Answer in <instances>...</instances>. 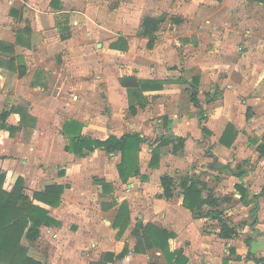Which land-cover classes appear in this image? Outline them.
Returning <instances> with one entry per match:
<instances>
[{
	"label": "crops",
	"instance_id": "crops-1",
	"mask_svg": "<svg viewBox=\"0 0 264 264\" xmlns=\"http://www.w3.org/2000/svg\"><path fill=\"white\" fill-rule=\"evenodd\" d=\"M227 1L128 0L125 7L114 5L107 15V12L101 11L104 20L96 21L100 18V9L107 6L109 0H0V111L13 110L6 120L7 126L12 129L0 128V171L5 174L3 189L11 190L18 177L23 178L25 188H31L32 193L42 191L50 184L65 187L57 207L33 200L48 208L49 215L57 224L41 226L36 241L22 237L20 243L26 248L29 257L43 264H115L121 260L130 264L133 257H143L155 249L136 251L133 228L153 223L173 234L169 241L174 239L176 246L171 247L169 244L171 251L178 250L187 256V249H190L192 254L200 251L210 256L225 246L233 259H223L222 264H264V192L261 193L264 188V155L257 151L264 135V72L261 75L257 65L242 68L243 81L238 83L229 74L225 77L222 68L216 67L211 60L203 62L199 56L209 42L213 45L208 47L220 54L225 48L233 51L232 47L227 46L234 39L225 41L221 37L217 38L223 25H218L212 16L214 9L218 11ZM253 2L261 7L264 15L263 5ZM138 3L142 4V13L149 14L141 17L133 26L132 19L133 15L137 16L135 6L138 7ZM81 4L86 10L83 7L80 8L82 11L71 10ZM89 9L95 10L92 16L89 15ZM161 15H164V21L154 32L153 44L148 48L149 38L141 34L142 21L146 16ZM86 18L93 21L91 31ZM85 24L88 31L78 32L77 29ZM114 27H120L121 32L108 40L107 44L96 42L97 47L107 52L109 58L102 62L97 59L90 70L84 58L91 48V41L94 42L97 37L102 40L106 32L113 33ZM247 33L245 37L252 39L251 32ZM120 39H123V43ZM188 39L191 48L195 49L191 54L187 53L186 45L183 44ZM112 44H117L116 48ZM53 52L56 55L64 53L74 56L79 66L64 72L63 67L49 68L43 65L41 57ZM117 61L123 62V68L118 70L113 67ZM20 70L23 71L21 76ZM88 72H92L91 81L85 80ZM251 75L252 81L246 83ZM138 80H152L160 87L143 90L145 101L137 104L135 114H131L127 87L137 85ZM90 89L92 93H87ZM193 89L197 91L199 107L190 101ZM215 92L218 97L211 100L210 96ZM97 96L106 97L104 100L108 102L106 105L110 111V116L105 117L108 123L102 118L100 124H91L86 120L84 111L76 108L88 105L90 100L94 104L93 99ZM58 107H62V119L57 113ZM22 113L26 115L23 124L28 121L27 126L20 125ZM68 121L78 122L81 134L93 139L103 140L110 135L120 137L132 133L144 137L145 141L139 145L138 162L140 174L145 175V178L133 176L123 184L116 167L120 160L118 151L107 153L97 148L78 155L66 150L69 135L64 133L63 126ZM51 122L57 123L59 130L54 138L61 141L60 149H55L54 141L48 139L55 132V125ZM229 123L236 128V136L230 145H225L219 139ZM33 125L34 128L37 125L38 128L33 131L39 136L40 126L45 127L43 135L47 140L33 149L36 154L29 155L28 163L22 160L19 165L16 163V133ZM161 136L170 140L181 137L184 139L183 146L177 152H173L172 143L162 146L159 166L151 168L148 166L152 149L149 140ZM210 146L213 150L205 154V161L192 169L185 168V165L196 159L199 152L205 153ZM43 152L47 156L40 159L37 154ZM143 155L145 163H142ZM217 156L226 163H216L215 169L219 170L213 171L215 169L211 162ZM92 158L94 160L89 161ZM232 161L236 163L235 167L229 169ZM244 164L247 165L245 169ZM224 166L229 168L225 169ZM42 168L44 170L41 171ZM91 169L97 172V175L91 176L95 186L84 183ZM207 171L220 176L221 182L218 178L203 176ZM238 171H244V175L238 177L231 174ZM163 175L173 177L176 183L174 195L169 199L161 195L160 177ZM181 176L203 181L213 191L218 183L222 187L221 183L231 180L234 189L235 184L243 183L247 192L246 204L241 202L240 194L235 189V215L241 218L240 225L229 218L232 214L229 210L231 200L225 195L214 193L220 202L218 209L223 212L222 218L235 228V236L230 239L219 238L213 232L217 228L208 233L201 231L206 220L215 221L216 224L217 220L192 217L191 212L183 206L181 189L178 187ZM95 180L104 181L107 184L106 191ZM115 180L126 187V200L130 204L132 199L143 200L150 191L156 194L154 204V197L151 201L152 209L141 211L133 225L130 220L128 228H131L134 240L129 245L116 244L118 228L113 226V222L117 213L111 197ZM93 189L95 194H89ZM205 194L206 191L203 192ZM104 195H107L106 199H103ZM130 204L128 207H131ZM104 213L108 214L105 216ZM155 214L160 224L149 221ZM181 236L188 245H180ZM177 240H181L180 243ZM123 248L126 251L120 257ZM230 248L234 250L233 254ZM252 257L262 260L256 262ZM190 262L191 257L188 260ZM159 264L176 263L162 261Z\"/></svg>",
	"mask_w": 264,
	"mask_h": 264
},
{
	"label": "trees",
	"instance_id": "trees-1",
	"mask_svg": "<svg viewBox=\"0 0 264 264\" xmlns=\"http://www.w3.org/2000/svg\"><path fill=\"white\" fill-rule=\"evenodd\" d=\"M221 1V0H217ZM261 3L264 8V0H252ZM164 15L159 17L146 16L142 21L141 34L149 38L147 47L151 48L153 44L154 32L158 29L161 22L164 21ZM122 40L123 43V39ZM1 45V44H0ZM116 48L117 44H112ZM122 47V46H121ZM6 48H8L6 46ZM23 71H19L21 76ZM160 87L152 80H138L137 85L127 87L129 113L135 114L136 105L143 104L145 98L142 96L143 90H152ZM217 97V92L210 96V99ZM190 101L195 107H199L197 91L193 89L190 93ZM12 111H0V128L12 129L6 124V120ZM16 112H19L16 109ZM249 116V115H247ZM26 115L22 113L20 125H23ZM74 128L76 130L73 131ZM205 130V128H204ZM65 134L69 135V144L66 150L78 155H84L94 151L97 148L104 150L107 153L118 151L120 160L117 163V171L122 182H127L130 177L139 175L141 179L145 175L140 174L138 162L139 145L145 141V138L138 133L123 134L120 137L110 135L106 139H93L84 136L80 132V124L76 121H68L63 126ZM236 136V128L232 124H227L219 142L225 145H230ZM255 139V143H256ZM184 139L178 137L175 140H170L166 136L149 140L151 149L150 167H156L159 163L160 148L162 146L173 144V152H177L183 146ZM257 151L260 155H264V135L261 138V143L257 146ZM63 172H60L62 174ZM232 175L242 177L244 171L232 172ZM5 174L0 171V264H43L27 255L26 248L20 243L22 237L28 241H36L40 234L41 226H50L57 224V221L49 215V209L34 203L33 200L44 203L49 207H57L60 204V197L64 191V186L61 184H50L44 187L42 191H34L32 196L26 193L24 181L22 177H18L11 188L6 191L3 189ZM98 184L106 191L107 184L104 181L97 180ZM175 180L173 177L163 175L160 177V185L162 188V196L166 199L172 198L174 195ZM178 187L183 197V206L186 207L192 214L193 218H211L217 220V230L213 232L222 239H230L236 235V230L233 226H229L224 218L223 212L218 209L220 202L214 196V191L207 187L206 183L199 180H194L192 177L181 176L179 178ZM236 191L240 194V200L246 204V188L243 183L235 184ZM206 194L203 195V192ZM264 192V188L261 193ZM257 197V195L255 196ZM127 202H122L118 214L116 215L113 226L118 227V233L122 234L129 224V216L127 211ZM122 219L120 220V217ZM252 224L254 221L251 222ZM136 237V251L142 252L149 248H158L164 255L167 263L186 264L184 255L178 251L169 249L168 239L173 236L171 232L160 228L153 223H147L144 226L137 225L132 230ZM126 249L120 253L122 256ZM230 253L234 250L230 248ZM250 256V253H247ZM256 262H261L262 258L256 259Z\"/></svg>",
	"mask_w": 264,
	"mask_h": 264
},
{
	"label": "rangeland",
	"instance_id": "rangeland-1",
	"mask_svg": "<svg viewBox=\"0 0 264 264\" xmlns=\"http://www.w3.org/2000/svg\"><path fill=\"white\" fill-rule=\"evenodd\" d=\"M109 1L110 2L108 3L107 6H103V8L100 9V11H99L100 18L96 19V21L97 20L98 21L104 20L103 17L101 16V11L106 13L109 9L111 10L114 5H117L118 8H119V6L125 7V2L128 0H109ZM138 1L140 2V0H138ZM134 3H136V2H134ZM82 7L84 8V10H86L85 9L86 7L83 6V4L79 5L77 8H72L71 10L82 11V9H80ZM92 8H93V6H92ZM106 8H108V9H106ZM141 8H142L141 3L140 4L138 3V7L135 6V9H136L135 11H137V16L133 15V17H134L132 19V22H133L132 25L133 26L136 25V22L141 17H143L146 14H149V12L142 13ZM214 10H215V12L212 15L213 20L218 22V25H220V24L223 25V27L221 29L222 30L221 33L217 32L220 34L217 36V38L221 37V39L222 40L225 39V41H226V39H228V40L234 39L232 43L230 42V44L232 46L231 45L227 46V48L232 47L233 51H231L230 49L226 50V48H225L224 51L220 54L219 52H216L215 49L208 47L210 45H213L212 42H209L206 45V47L203 49V51H200L199 56L201 57L202 61L203 62H206V61L209 62L211 60V62L214 63L216 67L222 68L223 73L225 74V77H227L229 74V76L234 81H236L238 83L243 81L244 75L241 72L242 68L246 69V67L247 68L248 67H254L257 65L259 67V72H261L260 74L263 75V72H264V15H263V10L261 9V7L251 0H228L225 6H222L221 8H219L218 11H216V9H214ZM88 12L90 13V14L89 13L88 14L92 16V14L95 13V10L89 9ZM108 12L106 13V15L109 14ZM122 15H123V13H122ZM86 19L90 23L89 29L91 31L90 27L93 26L92 19L94 20V17L92 19L91 18H86ZM220 19H222V20H220ZM108 21H109V19H108ZM87 28L88 27L85 24V25H83V27L78 28L77 30H78V32L85 33V31H88ZM217 31H220V30H217ZM248 31L251 32V33H249L250 35L251 34L253 35L252 39L245 37V36H248V33H247ZM120 32H121L120 27H114L113 33L106 32V35L102 36V40H100L97 37V38H94V42L91 41V43H90L91 48L88 51V55L84 58L85 64L88 66V68H90V70L92 69V65L96 63L97 59L100 60V62H102L105 60L107 61V59L109 58V56H107V52L103 51L102 48L100 49V47H97L96 42L100 41L97 43L102 42L103 44H107L108 40H110L116 34H118ZM120 42L122 43V40H120ZM183 44L186 45V49H187L188 54H191L195 50V49L193 50L191 48V44H190L189 39L184 41ZM220 50H223V49H220ZM97 56L99 58H97ZM132 58L134 59V56H131V59ZM40 62L43 65L46 64L49 68L63 67L64 72L66 71V69L73 68V66H76V65L79 66L78 59H76L72 55H65L64 53H61L59 55H56L54 52H53V54L51 53L50 55L48 53V55L41 57ZM122 65H124L123 62L117 61L113 65V67H115L116 69L119 70L120 68H123ZM60 70H62V69H60ZM85 76H87L85 78V80L91 81L92 72H88ZM251 78H252V75L249 76V78L246 80L247 81L246 83L251 82L252 81ZM101 85H103V81H101ZM208 87L212 88L213 85L212 86L208 85ZM89 92L92 93V90L90 89V91H87V93H89ZM188 93H189V91H188ZM104 98H106V97L97 96L96 98L93 99L94 104H91L92 100H90L91 101V102L89 101L90 105L88 104V105H84V106H78L76 108L78 111H80V110L84 111V113L86 115V120H88V122H91V124H93V122H94L95 125H98V124H100V120L102 118L106 119L105 117L110 116L109 108L106 105V103H108V102H106L104 100ZM98 100H99V102H96ZM58 108H59L58 110L60 112L57 111V113H59L58 115L62 119L63 118L62 107H58ZM105 121L108 123V118ZM27 123H28V121H25V123L23 125L27 126ZM51 123H53L55 125V127L53 126V129H55V132H52L53 136H50V138H48V139L51 140L52 142L54 141L55 149H60V147H61L60 142L61 141L58 140V138H56V137L54 138V136L56 135V133L59 130L57 127V123H55V122H51ZM40 127L42 128V129H40L41 130L40 136H39V134L35 135L36 133H35V131H33L35 128H38L37 125H35V128H34V125H33V127H24L23 130L16 133V160H17L16 163L17 164L21 165L20 163L22 162V160H24V161L26 160L25 162L28 163L29 155L32 154V156H35V154H36V151L33 149L38 148V146H40L41 142L47 140V139H45V137L43 135V131L45 130V127L43 125H41ZM33 137H35V138L33 139ZM64 143H66V142H64ZM51 144L53 146V143H51ZM31 150H33V151H31ZM212 150H213L212 146H210L208 151H206L205 153L199 152V154H197L196 159L193 160V162L191 164L185 165V168L186 169H189V168L192 169L193 167L198 165L201 161H205V158H206L205 154L208 155L209 153H212ZM106 154L107 153H105V155ZM37 155L39 156L40 159H44V157L47 156V154H45L44 152L41 154L38 153ZM142 159H143L142 163H145V161H146L145 155L142 156ZM233 159H235V158H233ZM93 160H94V158H92L89 161H93ZM159 162H160V158H159ZM211 163L215 169L216 163L225 164L226 162L224 159H221V157L217 156V159H213ZM229 164L231 165L230 168H229V166H224L225 169H226V167L229 169H231V168L233 169L235 167L236 163L232 161ZM148 166H149V164H148ZM158 166H159V163L156 167H158ZM242 166H243V163H242ZM246 166L247 165L244 164V169L246 168ZM156 167H151V168H156ZM151 168H149V169H151ZM42 170H44V169L42 168L41 171ZM217 170H219V169H215L213 171H217ZM184 171H186V170H184ZM45 172H49V171H45ZM221 172H215V173L223 174ZM96 173H97L96 171L91 169L86 174L87 177L85 179H87V182H84V183H87V184L90 183V185L95 186V184L92 182L91 176L97 175ZM205 175L209 176L210 179H213V178L219 179L220 178V176H214V174H212V172L210 173L208 171L205 172V174H203V176H205ZM26 178H27V176H26ZM95 182H97V180H95ZM220 182L221 181L219 179V183ZM123 184H124V182H123ZM218 184L215 185L218 187H216L214 193L216 195H219V196L225 195L226 197H228V199L231 200L232 205L229 207V210L232 214L229 216V218L236 225L242 224L241 218H238V216L235 215L236 214V212H235L236 211V201L235 200L237 197H236L235 189L233 188V184L231 183V180H230V182H225L224 184L221 183L222 187H219ZM26 193L29 195V197H31L32 196V189L28 187L26 189ZM89 194L94 195L95 194L94 189L92 191H89ZM104 194H105V192H104ZM134 195L135 194H133V196ZM155 195L156 194H154V192L151 193V191H150V194L147 197H144L143 200L132 199V202L130 204L126 200V198H127L126 197V187L124 185H121L119 183V181H116V180L114 181V184L112 183L111 197L113 199L114 208H116L115 209L116 213L118 214V211L120 209L122 202H127V206H128V204H130L131 207H127V211H128L129 219L131 217V219H130L131 225H133V223L135 222L136 219H139L138 215H139V213H141V211L147 210V209L148 210L152 209L153 205H152L151 201H152V198L154 197L153 198V204H154V199L156 198ZM106 198H107V195H104L103 199H106ZM172 200L174 201L175 199L173 198ZM129 210L131 212V216H130ZM106 214H108V213H106ZM106 214L104 213L105 216H106ZM109 214L112 215L111 211H109ZM153 217H155V218H153ZM153 217H151L149 221H154L155 223L160 224V219H156V217H157L156 214L153 215ZM121 219H122V216L120 217V220ZM153 219H155V220H153ZM207 221L208 220H206L205 224L202 226V229H201L202 232L208 233V232H211L217 228V224L215 221L214 222H207ZM131 225H130V227H131ZM128 226L123 231L122 234H117V237L115 238L116 244L128 243V245H129V244L133 243L134 239L132 237L131 228H128ZM183 238L184 237L181 236L182 241L181 240H177V241H179V243H180V241L182 242V244L180 243V245H183V246L188 245L187 240H184ZM169 239H168V244H170V246L172 247V245H175V243H174L175 240L171 239L169 241ZM175 239H176V237H175ZM227 249H228V247L222 246L219 251L212 253L210 256L204 255L200 251H196L192 254L190 249H187V250H189L187 253L188 254L187 256L183 252H182V254L184 255L185 259L187 260L186 261L187 264H222L223 259L224 260L226 259L225 261L233 259V257L231 255H229ZM158 253H159V255H158ZM162 257L164 258V255L162 254L160 249L155 248V249H152L151 251H149L148 254L144 255L143 257H139V258L136 257L137 259L135 257H133V259H132L133 261L131 260L130 264H154L156 262L159 264L162 261H165ZM189 257H191L190 263H188ZM207 261H209V263H207ZM115 264H127V262L126 261L124 262L123 260H121V261H116Z\"/></svg>",
	"mask_w": 264,
	"mask_h": 264
},
{
	"label": "water",
	"instance_id": "water-1",
	"mask_svg": "<svg viewBox=\"0 0 264 264\" xmlns=\"http://www.w3.org/2000/svg\"><path fill=\"white\" fill-rule=\"evenodd\" d=\"M218 166H220V165H218Z\"/></svg>",
	"mask_w": 264,
	"mask_h": 264
}]
</instances>
